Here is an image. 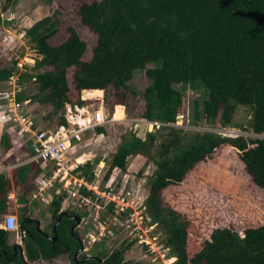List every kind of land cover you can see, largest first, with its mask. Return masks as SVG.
Segmentation results:
<instances>
[{
  "label": "trees",
  "instance_id": "trees-1",
  "mask_svg": "<svg viewBox=\"0 0 264 264\" xmlns=\"http://www.w3.org/2000/svg\"><path fill=\"white\" fill-rule=\"evenodd\" d=\"M13 2H2L0 24L1 14L10 10ZM76 10L81 24L97 34L96 40L91 45L74 26L65 29L61 20L51 17L25 30L23 37L36 48L41 59L35 64H27L26 71L20 75L18 85L23 89L17 94V101H30L59 110L72 94L83 93L77 102L80 107L92 106L94 98L99 100L98 94H102L100 101L112 117L118 98L132 114L135 97L140 94L137 88H144L141 95L145 109L141 117L164 126L161 129L155 126L144 139L138 137L136 130L129 131L108 159H87L78 165L77 174L91 183L94 168L105 162L108 165L105 185L117 172L126 174L130 157L144 156L145 166L153 164L155 169L145 186L141 223L146 227L156 226L159 248L167 252L166 257L175 258L172 264H193L190 233L194 225L186 213L166 200L165 193L184 185L198 165L213 160L224 137L217 132L192 129L173 132L168 160L155 157L153 148L161 130L167 125H176L180 115L184 126L203 127L204 123H213L217 117L221 128H240L264 135V0H99L84 2ZM136 25L141 27L142 40L158 42L160 52L134 58L139 42L126 41L123 36ZM63 30L67 31L68 38L60 45H54L52 40H56ZM196 51L202 53L204 63L191 70L187 59ZM123 60L127 62L123 75L111 77L112 64ZM176 64H181L184 78L174 75ZM17 70V62L12 67H4L0 61V82L11 80ZM191 82L199 84L192 89V99L188 102ZM187 102L188 113L182 109L183 103ZM239 107L250 110L247 125L234 122ZM115 115L124 116V106L116 105ZM61 121L66 123L64 119ZM3 139L5 147L10 148L6 135ZM244 139L239 136L231 141L234 144L232 150L238 154L254 184L264 189V177L256 172L252 162L256 158L264 159V141L251 151L245 149ZM49 167L52 174L54 166ZM23 170L24 167L19 172ZM143 174L144 168L138 175ZM10 187V180L0 174V220L9 206ZM111 190L110 187L105 189L109 193ZM78 194L82 199L91 197L95 202L102 201L84 186L78 189ZM66 196L67 193L62 192L51 205L52 219L48 229L38 231L34 223L25 224V260L33 262L42 255L43 261L54 264L66 246L71 252L78 247L70 232L73 221L67 217H63L57 227L55 243L46 236L54 235L52 229L62 209L61 201ZM108 211L115 212L114 203L108 204ZM73 213L81 219L88 215L86 210ZM25 216L26 209L23 208L21 218ZM106 217L103 213L101 220ZM134 243L123 242L110 252L94 254L104 258V264H133L126 261V254ZM12 246L9 234L0 230V253L7 254L0 257V264H25L24 259L12 258ZM146 246L150 248V245ZM232 264H264V224L244 230L239 253Z\"/></svg>",
  "mask_w": 264,
  "mask_h": 264
},
{
  "label": "rangeland",
  "instance_id": "rangeland-1",
  "mask_svg": "<svg viewBox=\"0 0 264 264\" xmlns=\"http://www.w3.org/2000/svg\"><path fill=\"white\" fill-rule=\"evenodd\" d=\"M88 1L99 0H14L11 9L1 14L0 61L3 66L12 67L15 62L17 64L24 63L25 65L32 64L31 59H41L36 48L32 44H28L27 40L22 38V35L25 31L24 29L34 26L37 21H43L50 17L61 20L65 29L69 26H74L81 37L92 45V42L97 38V34L81 24L76 10L80 4ZM2 2H0V9ZM68 36L67 31L63 30L56 40H52V43L60 45ZM141 36L140 25L132 27L123 36L126 41L133 39V41L139 42V48L136 50L134 58L161 51L158 42L144 41ZM22 40L23 43H21ZM187 63L189 68L194 70L204 63V57L201 52L196 51L188 57ZM126 64L125 60L114 62L110 69V76H122ZM173 73L180 77L183 76L181 64L174 66ZM198 84V82L192 83L187 94L188 102L192 99V89ZM11 87L8 83L0 86V90H4L0 94V118L2 116L8 119V113L4 110V100H6V92L11 90ZM137 90L140 94L135 97L132 114L129 113L122 99L118 98L116 105L124 106V116L115 115V105L114 114L111 117L112 122L104 126H96L92 130L84 129L80 132V139L83 142L74 144L71 147L66 164L72 167V170L65 180L66 184L65 182L60 183L59 180L61 178H57L47 191V196L51 194L50 196L54 198L55 195H61L65 191L67 196L61 201V211L66 209L77 212L88 211V215L82 219L77 231L82 238L86 239L85 246L91 250V254L101 251L110 252L116 247H120L123 242L135 241L126 254V261L133 264H172L175 258L166 257L167 252L161 251L159 248L156 226L146 227L141 223L142 213L145 210L143 207L146 198L145 186L148 177L151 176L155 169L153 164L145 166L146 158L144 156L130 157L126 174L122 175L117 172L105 185L103 181L108 169L107 163L100 162L93 170L92 185L93 187L97 186L100 193L105 192V189L110 187L112 193L126 195L132 199L133 202L129 200L130 205L127 206L129 207L126 211L127 215H122L123 217L119 215L120 206L118 209L115 206V212L111 214L104 200L95 202L90 197L86 204L78 194L80 185L78 180H82L79 177L80 174H77L79 163L87 159H108L111 154L116 152L117 145L121 142L123 136L128 135L129 131L136 130L138 137L144 139L146 138V133L152 131L155 126L159 129L164 126L149 122L141 117L145 109V102L141 95L144 88L139 87ZM82 94H72L70 100L59 110L50 106L36 109L31 116L35 121H33L35 126L39 127L38 121L43 117L47 123H50L48 126L50 128L57 126L58 122L65 118H70L71 121H77L80 117L86 118V114L81 115L75 108V105L78 104V98H81ZM98 95H100L98 96L99 100L94 98L92 106L94 109L100 110L106 117H109L107 108L103 107L100 101L102 94ZM188 102L183 103L182 107L187 113L189 112ZM35 107H38L37 104L34 107L32 106V109H35ZM22 108V113L25 110L27 111L25 106ZM42 108L44 112H42ZM249 119V108L239 107L234 117V122L247 125ZM64 126L66 130L70 131L69 125L66 126L64 124ZM76 129H78V126H76ZM191 129L201 132H217L223 135L224 140L221 142L218 154L213 160L198 165L184 185L168 190L165 193V197L171 205L186 213L194 225L190 233L192 263L232 264V261L239 253L240 237L244 230L264 224V189L256 186L246 174L244 164L239 160L236 151L232 150L234 144L231 141L235 140L236 137L243 136L245 138V149L254 151L264 141V135H256L240 128H221L217 117L213 123H204L203 127L184 126L183 116L180 115L176 125H167L166 129L161 130V135L158 136L153 148V155L158 159L168 160L173 146V132L177 133L178 130L179 133L181 131L187 132ZM252 162L256 172L264 177V159L256 158ZM142 168H144V174L139 176L138 173ZM119 177L121 178L120 185H118ZM67 182H70V184ZM106 193V199L107 197H113L109 192L106 191ZM57 199L58 197L54 200ZM47 200H50V198L48 197ZM47 206L49 208L50 204ZM103 213L107 217L101 220ZM41 214L43 217L41 225L44 227L49 223L51 215L43 211H41ZM101 223H104L102 227L100 226ZM139 225L141 230H139L140 228L136 229V226ZM93 231L96 232L93 236L95 239L94 243L91 235ZM102 237H105L103 238L104 242L101 241ZM146 244L150 245L149 249ZM218 250L220 251L218 252ZM218 257L221 259H218ZM66 262L67 260H57L54 264H67ZM37 264L50 263L41 261Z\"/></svg>",
  "mask_w": 264,
  "mask_h": 264
},
{
  "label": "crops",
  "instance_id": "crops-1",
  "mask_svg": "<svg viewBox=\"0 0 264 264\" xmlns=\"http://www.w3.org/2000/svg\"><path fill=\"white\" fill-rule=\"evenodd\" d=\"M30 28L31 27L26 28L24 30H27ZM22 38H24L23 35H22ZM21 43H23V40L21 41ZM37 60L31 59L32 64H35ZM25 67H24V70H19V68L17 67L18 70L14 72L13 77L18 76V80H19L20 75L25 72ZM18 80H17V83H18ZM6 83L12 86L13 81L9 80L8 82H0V86ZM19 87L22 91L23 89L22 86L19 85ZM12 88L13 87H11V90ZM11 90H8L6 93H8ZM2 91L4 90H0V94L2 93ZM0 103H1V97H0ZM4 104H6V100H4ZM35 104L37 103H30V101H26L23 103V106H25V108L27 109V111L25 110L24 115L27 117H30L32 121H34V119H32L31 116L32 114L35 113V110L40 109V107H44V106L37 104L38 107H35V109H32V106L34 107ZM83 107L86 108V107H89V105H86ZM83 107H80L79 105H75V108L84 109ZM4 110L6 112L5 108ZM41 110H43V108ZM42 112H44V110ZM64 120L66 123H63L60 120L57 126H54V127L52 126L50 128L48 127L50 123H47V121L44 120V117H43L40 121H38L39 127L37 128L47 131V132H54V131H61L62 129H66L64 126L65 124L66 126L68 125L70 126V130L71 129L74 130L76 129V125H77L76 123L81 122L80 119H78L77 121H74V120L71 121L70 118L69 119L65 118ZM4 135H6V137L8 138L9 144L11 146L10 148L5 147V143L3 139ZM82 142L83 141H79L78 144ZM74 144L75 143L73 142V145ZM34 151H36V146L34 144V138L27 131L25 125H23V123L21 122L12 120L9 114H8V119L1 116L0 118V174L5 175L10 180L11 187H10V193L8 195L9 206L7 208V212L3 214L0 220V230L5 231L2 226L5 221V218L8 215L16 216L18 223H19V221L22 220L21 215H22L23 208L26 209V216H25L26 218H31L33 220H37L40 222L39 229L36 226L38 231L46 230L50 227V223L52 219L51 205L56 201L54 199L60 195H55V197L52 198L50 196L51 194L47 196V191L52 186L51 184L57 180L54 177V172L57 166L55 163H52V162H43L41 160H38L36 158L37 151L36 153H34ZM49 166H54L52 174L50 170L51 167ZM23 167L25 168V170H23L20 173L19 169ZM67 167L69 168V171L72 170V167L68 165ZM48 197L50 198V200H47ZM49 204L50 206L48 208L47 205ZM41 211L48 212L51 215L49 223H47L44 227H42L41 225L43 222ZM61 212L62 211H60V214ZM7 233L9 234V241L11 245L18 242L17 241L18 234L16 232H7ZM46 236H48L50 239L53 237V236H50L49 234H46ZM2 256H7L6 252H1L0 257ZM41 256L42 255H40V257ZM40 257L36 262H39V261L45 262L43 261V256H42V259H40ZM33 262H30V263H33Z\"/></svg>",
  "mask_w": 264,
  "mask_h": 264
},
{
  "label": "built area",
  "instance_id": "built-area-1",
  "mask_svg": "<svg viewBox=\"0 0 264 264\" xmlns=\"http://www.w3.org/2000/svg\"><path fill=\"white\" fill-rule=\"evenodd\" d=\"M17 67L19 70H24L25 64L24 63H18ZM13 81L12 84V90L6 93V104H4L6 112L10 115L11 119L14 121H18L23 123L25 125L27 131L30 133V135L34 138V144L37 149V156L36 158L38 160H41L43 162H52L56 164V170L54 172V177L61 178L59 180L60 183L65 182L68 178L69 174V168L67 167V159L69 156V151L73 145L74 141H81L80 139V132L84 129L89 128L92 130L96 126H104L107 123L112 122L111 117H106L105 114H103L100 110L94 109L93 107L89 106L84 109H76L81 115H87L86 118L80 117L81 122H77L76 126H78V129H72L70 131L66 129H62L61 131H54V132H47L44 130H41L35 126V123L30 119V117H27L24 115V113L21 112L23 110V103H20L17 101V94L21 92V89L17 83L18 76H15L11 79ZM72 111L71 109H68ZM79 120V121H80ZM68 181V180H67ZM79 181V188L81 186L86 187L88 190H92L96 196H100L102 200H104L108 206L109 203H114L116 206V209L120 206V212L119 215L122 213H126L127 209H129L130 203L129 200L132 201V199L129 196L121 195V194H114L109 193L113 197H107L106 191L103 193H100L98 191V187H93L92 182L89 183L87 181L78 180ZM70 184V182H67ZM67 186V185H66ZM89 198H83L82 201L87 204ZM133 202V201H132ZM117 212V210H116ZM131 216V215H130ZM129 217V216H128ZM134 217V216H131ZM105 223V222H104ZM103 223V224H104ZM103 224L101 223L100 226L102 227ZM3 229L7 232H16L18 234L17 241L19 244H21L22 238L25 237L26 233L22 232L19 227V223L17 220V217L14 215H8L5 218V221L3 223ZM141 230L140 225L136 226V229ZM109 231V230H108ZM111 234L112 232L109 231ZM94 233V234H93ZM92 235V242H95V239L93 236L96 234L95 231H93ZM107 237V235H105ZM88 238V234H87ZM105 237H102V239ZM101 239V240H102ZM86 242V239H85ZM90 244V242L88 241ZM90 249L85 246V251H89Z\"/></svg>",
  "mask_w": 264,
  "mask_h": 264
},
{
  "label": "flooded vegetation",
  "instance_id": "flooded-vegetation-1",
  "mask_svg": "<svg viewBox=\"0 0 264 264\" xmlns=\"http://www.w3.org/2000/svg\"><path fill=\"white\" fill-rule=\"evenodd\" d=\"M63 212H66V214H67V215H64L63 217H67L69 220L73 221V225L76 224V227L74 228L73 233L71 231L70 232H71L72 236L74 237V239L76 240L78 247H76V249L73 252H71V248L66 246L65 249L63 251H61V254L59 255L58 260H67V262H66L67 264H85L87 262H96V264H104L105 263L104 258H100L95 254H91L92 253L91 250H89V252L85 251V239L82 238L79 235V232L77 231L81 222L77 224V220L74 218L76 213H73L74 211H70V210H64L61 213H63ZM75 232L77 235H75ZM26 236H27V234H26ZM80 241L82 244H80ZM25 242H26V237H25ZM12 252H13L12 258H14V257L15 258L16 257L21 258V253L19 251H15L13 249ZM39 262H35L32 264H37Z\"/></svg>",
  "mask_w": 264,
  "mask_h": 264
},
{
  "label": "water",
  "instance_id": "water-1",
  "mask_svg": "<svg viewBox=\"0 0 264 264\" xmlns=\"http://www.w3.org/2000/svg\"><path fill=\"white\" fill-rule=\"evenodd\" d=\"M64 215H67L66 212H63V213H61L59 215L57 223L53 227L54 235L51 238L52 243H55L58 240L57 227H58L59 223L61 222V220H62ZM74 218L77 220V224L80 223L81 220H82L78 215H75ZM31 223H35L37 228L39 229V227H40V222L39 221L33 220L31 218H24V219L19 221L20 230L27 234V230H26L25 224H31ZM75 227H76V224L73 225V227L71 229L72 233H73V230H74ZM80 244H82L81 241H80ZM25 246H26L25 237L22 238L21 244H19L18 242L13 244V249L15 251H19L21 253V258L24 259V260L27 259ZM40 259H42V256L40 257ZM35 262H33V263H35ZM25 264H32V263H30L29 261L26 260Z\"/></svg>",
  "mask_w": 264,
  "mask_h": 264
},
{
  "label": "bare ground",
  "instance_id": "bare-ground-1",
  "mask_svg": "<svg viewBox=\"0 0 264 264\" xmlns=\"http://www.w3.org/2000/svg\"><path fill=\"white\" fill-rule=\"evenodd\" d=\"M87 129H89V128H87Z\"/></svg>",
  "mask_w": 264,
  "mask_h": 264
}]
</instances>
